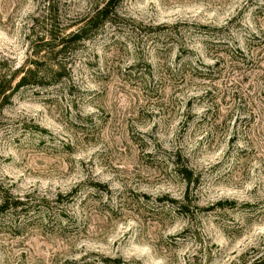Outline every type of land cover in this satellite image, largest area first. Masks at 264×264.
<instances>
[{"label":"rangeland","instance_id":"374dc122","mask_svg":"<svg viewBox=\"0 0 264 264\" xmlns=\"http://www.w3.org/2000/svg\"><path fill=\"white\" fill-rule=\"evenodd\" d=\"M55 2L68 33L104 0ZM116 3L59 57V82L0 109V188L28 209L0 212V264L252 259L264 251V0ZM43 4L0 0L1 69L31 53ZM182 167L198 177L188 189Z\"/></svg>","mask_w":264,"mask_h":264},{"label":"trees","instance_id":"16d2710c","mask_svg":"<svg viewBox=\"0 0 264 264\" xmlns=\"http://www.w3.org/2000/svg\"><path fill=\"white\" fill-rule=\"evenodd\" d=\"M117 0H104L100 8H96L83 21L77 23L76 27L68 33L57 31L56 19L57 8L55 0H43V10L39 15L45 21L46 29L41 31L42 35L31 36V53L24 62L18 66H13L3 70L0 68V109L7 105L14 94L21 88L27 86H50L59 82L64 76V67L61 57L68 49H75L79 44L88 39L106 21H111L110 14L114 12ZM36 20V19H35ZM180 172L186 182L187 189L191 184L198 181L193 172L188 167H182ZM172 203H177L171 199ZM236 201H225L232 207ZM218 205L223 202L218 201ZM183 205H177L180 210ZM26 202L18 197H13L6 189L0 188V212L21 210L28 212ZM182 212V211H181ZM257 251H255L256 253ZM254 254V252H253ZM247 253L241 256V260L236 264H264V251L246 260ZM101 261L109 264L110 259L101 257ZM120 263V261H118Z\"/></svg>","mask_w":264,"mask_h":264}]
</instances>
